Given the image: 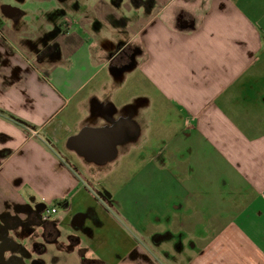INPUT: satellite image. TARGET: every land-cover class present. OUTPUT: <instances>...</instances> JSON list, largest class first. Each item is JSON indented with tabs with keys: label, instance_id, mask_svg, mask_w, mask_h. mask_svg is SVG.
I'll return each mask as SVG.
<instances>
[{
	"label": "crops",
	"instance_id": "crops-1",
	"mask_svg": "<svg viewBox=\"0 0 264 264\" xmlns=\"http://www.w3.org/2000/svg\"><path fill=\"white\" fill-rule=\"evenodd\" d=\"M81 1L71 11L84 16ZM9 2L0 0V226L53 208L43 225L58 232L40 238L42 255L32 240L42 223L24 235L12 227L23 264H264V0H141L131 23L65 29L44 13L23 38L24 11ZM41 32V48L24 45ZM63 39L54 59L47 47ZM128 47L135 64L116 68ZM114 178L150 192L129 211L118 199L115 212L94 189Z\"/></svg>",
	"mask_w": 264,
	"mask_h": 264
},
{
	"label": "rangeland",
	"instance_id": "rangeland-1",
	"mask_svg": "<svg viewBox=\"0 0 264 264\" xmlns=\"http://www.w3.org/2000/svg\"><path fill=\"white\" fill-rule=\"evenodd\" d=\"M9 1H10L9 3L16 4L18 7H20L24 11V15L22 17H20L18 20V22L21 26L27 25L26 30H24V31L22 30L21 32H18V35H21L22 38L23 37H31L30 34H28V33L32 32L34 25H35V22H37L41 18V14H43V16H44V13H46L45 17L48 21H52V20H53V22H55L54 20L59 21L58 28H61V25L65 24V26L63 27L65 29V27L67 28L68 21H71V20H76V21H87V20H89V21L90 20L106 21L107 20V21H111V19H113V18H116V19L124 18L126 21L131 23V19L134 16L136 17V19L141 18V13H142L143 7H145L144 6L145 4L142 3L141 0H119V6L112 5V0H82L79 3L80 9L87 10L85 12V14L87 13L86 14L87 16L86 15L82 16L79 14V11H71V9H73V7H74L72 5L71 0H9ZM143 1L147 2V0H143ZM60 2L63 5L65 10L62 9V11H60L61 7H58L57 9L51 10L53 7L59 6ZM90 6H93L95 8V10H91ZM88 11H90L91 14L88 13ZM49 13L51 14V17L48 15ZM65 14L67 15V18H62V16H64ZM104 14H106V16H104ZM134 24L135 23H133V25ZM43 34L44 33L41 32L37 35V38H35L34 40H31L32 44H28L26 42V43H24V45H26L28 48H30L32 45V48L34 50L36 49V51H37L39 48L42 47V43H41L40 38ZM107 34H109V33L107 32L105 35H107ZM121 35H122L121 37H126L124 35V33H121ZM59 41H61V43L65 44V40L63 39V40H54L53 44H51V45H56V44L59 45ZM116 174H118V173H116ZM116 180H117V178H114L110 182H117ZM119 186L121 187L120 190H119ZM94 189H95L96 195L98 197H101L102 199H105V201L111 205V208L115 212H118V210H119L118 203H117L118 199L121 201H124V205L126 207V210L129 211V210H131V206H133L132 202H134L133 200L135 197L136 198H145L146 195L150 192V188H147L146 186H144L143 182L140 181V183H139L136 180L133 181L132 183H130L129 185L128 184H120L119 185V183L117 182V183L105 185L104 187L103 186H101L99 188L97 187ZM26 194L27 193H25V195ZM141 194H142V196H141ZM139 208H141V211L146 215L145 220L149 222L151 220V218H150V215H151L150 204L148 203V205H146L142 202L141 205L139 204ZM58 216H59V214L54 215L52 217V220ZM30 217H31V215H30ZM14 219H17L18 222L9 225V227H10V229L8 230L9 234L11 235L12 227L17 226L19 231L22 233V235H24L26 230H27V228H26L27 224H28L27 220H26L27 218L22 219L20 217H14ZM35 220L31 221L30 224L42 223V225H37V227H38V229H40V231H43V229H44L43 223L45 224L46 222H43L41 220L40 213ZM119 224L123 229H125V228L128 229V227H129L128 225L125 226L121 223H119ZM46 226L50 227L52 225L47 224ZM65 228H67V227L65 226ZM40 231L32 233V235L35 237V238H32V240L35 239V243H38V244L43 246L44 244L42 243V240L38 236ZM18 241H20V238H18ZM33 243H34V241H33ZM100 252L101 251H99V253ZM40 253L42 255H44L46 253V251H42ZM10 254H16V253L14 251H6V253H5L6 256H8ZM66 258L69 259V257H66Z\"/></svg>",
	"mask_w": 264,
	"mask_h": 264
},
{
	"label": "flooded vegetation",
	"instance_id": "flooded-vegetation-1",
	"mask_svg": "<svg viewBox=\"0 0 264 264\" xmlns=\"http://www.w3.org/2000/svg\"><path fill=\"white\" fill-rule=\"evenodd\" d=\"M136 49L128 47L127 49H123L120 51L119 55L117 56L115 60V67L118 69H125L129 67L130 65L135 64V56H136ZM40 210L38 209L37 212H33L31 214V217H27V223L30 225L31 221H34L38 215ZM36 221V220H35ZM18 222L17 219H10L5 222L2 226H0V264H23L21 258L17 254H10L8 256H5L6 251H15L18 249L20 254L22 256L26 255L27 251L21 246L18 248L16 246V243L13 241V238L9 234L8 230L10 229L9 225ZM27 224V225H28ZM57 230L55 227H44L43 231H40L39 237L43 239H54V237L57 235ZM34 246L36 250L39 252L42 251V245L38 243H34Z\"/></svg>",
	"mask_w": 264,
	"mask_h": 264
},
{
	"label": "trees",
	"instance_id": "trees-1",
	"mask_svg": "<svg viewBox=\"0 0 264 264\" xmlns=\"http://www.w3.org/2000/svg\"><path fill=\"white\" fill-rule=\"evenodd\" d=\"M58 33V28L55 29V31L47 34L44 38L45 39H51L53 37H55V35ZM44 39V40H45ZM43 40V41H44ZM47 50H49L48 53H50L51 56L54 57V59H57L59 57V49H58V46L57 45H52V46H48L47 47ZM14 122L19 125V126H24L25 125V122L17 119V118H14Z\"/></svg>",
	"mask_w": 264,
	"mask_h": 264
},
{
	"label": "built area",
	"instance_id": "built-area-1",
	"mask_svg": "<svg viewBox=\"0 0 264 264\" xmlns=\"http://www.w3.org/2000/svg\"><path fill=\"white\" fill-rule=\"evenodd\" d=\"M69 22V21H68ZM54 212L53 208H46L40 215V218L43 222H47L49 220L50 215Z\"/></svg>",
	"mask_w": 264,
	"mask_h": 264
},
{
	"label": "water",
	"instance_id": "water-1",
	"mask_svg": "<svg viewBox=\"0 0 264 264\" xmlns=\"http://www.w3.org/2000/svg\"><path fill=\"white\" fill-rule=\"evenodd\" d=\"M10 9H11L10 7L4 6L3 11L5 14H9Z\"/></svg>",
	"mask_w": 264,
	"mask_h": 264
}]
</instances>
